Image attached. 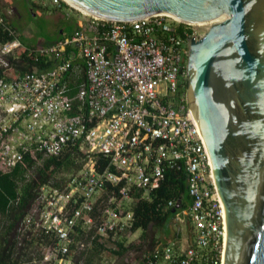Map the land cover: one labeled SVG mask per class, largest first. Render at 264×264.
I'll return each mask as SVG.
<instances>
[{"label":"built area","instance_id":"1","mask_svg":"<svg viewBox=\"0 0 264 264\" xmlns=\"http://www.w3.org/2000/svg\"><path fill=\"white\" fill-rule=\"evenodd\" d=\"M48 1L65 2L83 18L71 33L43 44L24 42L10 24L13 9L0 8V169L11 170L27 154L75 148L87 159L62 189L52 182L41 188L15 226L17 247L24 237H41L42 258L35 253L32 264H86L79 252L130 228L136 200L177 168L187 174L189 202L173 198L167 206L174 220L191 226L192 242L154 247L140 264H221L223 206L187 108V44L195 25L166 14L109 20L65 0ZM40 58L52 66L19 69ZM96 154L108 161L101 171Z\"/></svg>","mask_w":264,"mask_h":264},{"label":"water","instance_id":"2","mask_svg":"<svg viewBox=\"0 0 264 264\" xmlns=\"http://www.w3.org/2000/svg\"><path fill=\"white\" fill-rule=\"evenodd\" d=\"M72 1L109 20L172 14L195 25L187 108L223 205L221 264H264V0Z\"/></svg>","mask_w":264,"mask_h":264},{"label":"trees","instance_id":"3","mask_svg":"<svg viewBox=\"0 0 264 264\" xmlns=\"http://www.w3.org/2000/svg\"><path fill=\"white\" fill-rule=\"evenodd\" d=\"M63 5L67 6L65 2H62L58 7ZM29 7L32 10L35 8H47V6L42 5L41 1L36 0H32ZM0 8H2V5ZM10 24L16 27L11 16ZM51 66V62H46L43 58H40L36 62L29 60L27 64L19 69L23 71H41ZM81 76L79 82L85 80L84 70H82ZM95 157L97 169L101 171L108 164L107 158L101 154H96ZM79 158H83L84 161L81 163L77 162ZM86 159V152L75 148L57 155L42 156L38 154L34 156L27 154L11 170L4 172L0 169V264H32L31 262L36 254L38 259L42 258L38 249L42 238L40 237L35 241L24 237L21 245L17 247L15 226L34 202L41 188L52 182V178L56 176L55 174L59 170L77 172ZM66 180L63 177L55 179L52 185L62 189ZM173 198L184 200V204L189 202L187 174L183 169H168L159 185L151 190L147 197H140L136 200L133 206L134 221L130 228H126L114 239L111 236L99 237L90 248L79 252V256H84L85 263L91 264L90 254L95 253L97 249H107L118 256H123L130 247L140 249L141 246H134L132 243L125 246L122 241L118 240L123 234L134 233L138 229L142 230L143 241H147L150 246V249L144 250L143 253L165 243L161 239H147V231L150 227L161 228L167 237L172 236L174 238L179 236L180 233L178 231L171 235L170 224L174 219L175 213L172 208L167 206V201ZM189 227L191 231L192 228L191 226ZM82 237L83 232L79 230L76 238ZM104 240H112L115 248H107L103 242ZM203 264L205 263L203 262Z\"/></svg>","mask_w":264,"mask_h":264},{"label":"rangeland","instance_id":"4","mask_svg":"<svg viewBox=\"0 0 264 264\" xmlns=\"http://www.w3.org/2000/svg\"><path fill=\"white\" fill-rule=\"evenodd\" d=\"M32 0H1V5H11L13 11L15 8V15L13 17V22L17 29L19 30L22 40L24 41H30L29 38V32L36 34L41 39H51L55 36V31L51 32V29L53 27V15L54 11L51 7V4L47 3L50 2L46 0V6L47 8L43 9L40 8L36 14L32 13L30 10V2ZM6 3V4H5ZM54 6V5H52ZM56 6V5H55ZM14 7V8H13ZM68 5H63L62 8H58L59 12L63 15L68 14L69 12H73ZM83 158H79L77 162L81 163L83 162ZM75 172L73 170L65 171V170H59L55 175L54 178H52V184L54 183V180L63 177L65 180ZM171 228V235L178 231L180 235L182 234H189V225L185 222L181 223L176 220H172V223L170 224ZM148 234V240L151 239H161L163 241L167 240H178L180 239L179 236H175L172 238V236L167 237L165 233L162 231L161 228H154L150 227V229L147 231ZM119 241H122L125 246L129 244H134V246H141L139 248L130 247L128 251L124 253L123 256H118L114 253L109 252L107 249H97L95 253H91V264H139L141 261V256L143 254L144 250L150 249V246L148 245L147 241H143L142 239V230L138 229L134 233H126L123 234L119 239ZM108 248H113L114 244L112 240H104L103 241ZM147 242V243H146ZM115 248V247H114ZM90 252V251H89Z\"/></svg>","mask_w":264,"mask_h":264},{"label":"crops","instance_id":"5","mask_svg":"<svg viewBox=\"0 0 264 264\" xmlns=\"http://www.w3.org/2000/svg\"><path fill=\"white\" fill-rule=\"evenodd\" d=\"M1 1V0H0ZM6 4V3H5ZM6 6H9V7H11V5H8V4H6V5H2V7H6ZM51 7H54L53 8V11H54V13H53V15H50L51 17L53 16V27L51 28V29H53V30H51V32L53 31H55V36L53 37V38H51V39H41V38H39L36 34H34V33H28L29 35V40L30 41H25L24 40V42H26V43H28V44H43V43H48V42H51V41H54V40H56V39H58V38H60L61 36H63L64 34H66V33H69L70 31H72L74 28H75V26L77 25V23L79 22V21H81L82 20V18H83V16L77 11V10H75V9H71V10H73L74 11V13L72 12H69L68 14H65V15H63L62 13H60L59 12V10H58V8H62V6L61 7H58V6H52V4H51ZM12 8V7H11ZM14 8V7H13ZM71 8V7H70ZM40 8H35L34 10H30L32 13H34V14H36V12L39 10ZM44 9V8H43ZM15 8H14V11H13V16H12V20H13V17H14V15H15ZM81 73H79V74H77V81H78V83H79V81L81 80ZM163 241V240H162ZM170 240H165V241H163V242H165V243H163V244H167L168 242H169ZM177 242L179 243V248L180 249H184V248H186L187 247V245L188 244H190L191 242H192V236H191V232L189 233V234H182V235H180V239H178L177 240ZM162 244V245H163Z\"/></svg>","mask_w":264,"mask_h":264},{"label":"bare ground","instance_id":"6","mask_svg":"<svg viewBox=\"0 0 264 264\" xmlns=\"http://www.w3.org/2000/svg\"><path fill=\"white\" fill-rule=\"evenodd\" d=\"M65 1L68 2L72 7L76 8V9H78V10H80V11L86 13V14H91L89 10H87V9H85L84 7L80 6L79 4L73 2L72 0H65ZM168 14H169V13H168ZM91 15H93V14H91ZM169 15H170V16H173V17H175V18H177L176 16H174V15H172V14H169ZM93 16H96V15H93ZM96 17H98V16H96ZM177 19H179V18H177ZM220 201H221V200H220ZM221 204H222V201H221ZM222 206H223V205H222ZM222 253H223V252H222Z\"/></svg>","mask_w":264,"mask_h":264}]
</instances>
